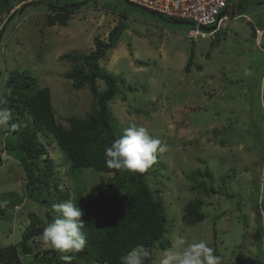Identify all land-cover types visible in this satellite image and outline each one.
I'll return each mask as SVG.
<instances>
[{
    "label": "rangeland",
    "instance_id": "1",
    "mask_svg": "<svg viewBox=\"0 0 264 264\" xmlns=\"http://www.w3.org/2000/svg\"><path fill=\"white\" fill-rule=\"evenodd\" d=\"M29 1L0 0V90L11 73L27 70L38 89L49 88L56 120L66 125L68 117L89 113L96 99L88 85L75 89L66 77L88 67L63 55L88 54L114 41L98 65L120 91L107 102L116 138L136 123L168 145L145 174L168 226L167 246L156 242L148 264H158L178 236L206 241L222 264H261L260 244L264 264V0H229L219 13L229 14L221 28L197 38L187 36L195 24L175 23L184 20L151 14L127 0H71L80 4L67 26L45 21L53 13L47 1L58 6L67 0L23 5ZM96 85L99 91L106 87L99 78ZM1 133L0 208L7 219L0 220V247L18 244L34 224V233L40 232L26 240L31 252L19 253L21 263L54 264L48 262L52 249L39 239L58 215L52 206L71 200L79 208V196L106 189L114 174L72 169L54 138L37 134L45 152L35 169L48 170L49 183L32 192L37 198L29 197L26 170L12 148L18 137ZM41 198L45 205L35 200ZM197 200L205 218L189 224L182 220L184 205ZM84 232L88 239L86 227Z\"/></svg>",
    "mask_w": 264,
    "mask_h": 264
},
{
    "label": "trees",
    "instance_id": "2",
    "mask_svg": "<svg viewBox=\"0 0 264 264\" xmlns=\"http://www.w3.org/2000/svg\"><path fill=\"white\" fill-rule=\"evenodd\" d=\"M41 2L42 0H33L23 5L32 6ZM71 2L67 0L63 5L54 6L52 1H47V5H50L53 11L46 17L47 25L67 26L80 4ZM10 20L11 15L7 17L6 24ZM112 37L113 34L109 41ZM113 42L88 54L63 55L69 61L81 60L82 64L88 67L85 70L84 66H79L66 73V77L72 80V86L75 89L88 85L96 99L94 108L89 113L84 117H68L66 125L56 120L49 88L38 89L35 85L36 78L32 77L27 70H22L19 74L11 73L1 89L5 92L10 89L11 92L6 96L7 103L0 107L11 111L12 122L26 125L19 131H12L18 137L17 143L12 148L19 152L20 161L26 170L25 187L29 197L37 198L32 195V192L39 190L42 182L46 185L49 183L50 172L48 170L45 172L43 169L37 172L35 169L40 163L41 155L45 152V148L37 140L38 133L45 136L51 135L54 138L55 144L64 151L70 161L72 169L91 168L95 172L114 174L113 181L107 185L106 189L93 188L86 195L78 197L77 204L83 212L84 224L89 232L87 245L83 251L75 254H62L52 250V257L48 259V262L53 261L54 264H121V258L134 248L143 247L152 254L156 242L163 249L167 246L164 235L168 226L162 201L152 194L145 174L118 172L106 166L105 149L117 139L111 124V113L107 102L120 91L116 81L99 67L98 59L104 56L105 50L110 48ZM192 62L191 55L185 66L186 70H189ZM196 67L199 68V66ZM97 78L106 83L102 91L97 89ZM5 130L11 131V129ZM4 131L0 129V135H3L1 132ZM260 138L258 142L261 146ZM5 149L11 150L10 147ZM261 151H264V146L261 147ZM204 174L208 178L211 177L208 171ZM123 189L125 193L121 194ZM205 192L208 193V188ZM35 200L41 205L47 202L46 198ZM199 208L198 200L186 203L182 220L189 224L204 220L205 214ZM6 215L5 209L0 208V220L7 219ZM32 229L34 230V224H30L18 244L0 247V264H22L19 253L31 252L26 240L33 235ZM37 232H40V229H36L34 234ZM258 248L257 254L260 263L263 264L260 244ZM62 256H68L70 259H62ZM151 259L146 261V264Z\"/></svg>",
    "mask_w": 264,
    "mask_h": 264
},
{
    "label": "clouds",
    "instance_id": "3",
    "mask_svg": "<svg viewBox=\"0 0 264 264\" xmlns=\"http://www.w3.org/2000/svg\"><path fill=\"white\" fill-rule=\"evenodd\" d=\"M221 26L215 27L214 31H218ZM10 92V89L7 92L0 90V105L7 103L6 96ZM260 103L264 107V96L261 97ZM23 126L26 125L12 122V113L9 109L0 107V129H11L15 132ZM168 151V145L154 138L147 127L131 123L124 129L122 136L110 147H106L105 162L109 169L143 175L158 162V157H162ZM52 207L58 215L43 229L39 239L46 247L62 254L83 251L87 245V237L81 209L71 200L54 204ZM215 251L204 240L189 243L184 237L178 236L173 240L171 247L161 252L158 264H222V258L217 256ZM61 258L70 259L68 256ZM151 258L152 254L147 249L137 247L121 258V264H146Z\"/></svg>",
    "mask_w": 264,
    "mask_h": 264
},
{
    "label": "built area",
    "instance_id": "4",
    "mask_svg": "<svg viewBox=\"0 0 264 264\" xmlns=\"http://www.w3.org/2000/svg\"><path fill=\"white\" fill-rule=\"evenodd\" d=\"M143 7H150L154 11L165 17L184 18L194 23L193 30H189L187 36L197 38L201 33L198 25H215L219 28L224 24L220 18V11L226 5L225 0H129ZM228 1V0H226ZM147 9V10H148ZM215 32V31H214ZM213 32V33H214ZM210 34V35H213ZM208 35V36H210Z\"/></svg>",
    "mask_w": 264,
    "mask_h": 264
},
{
    "label": "bare ground",
    "instance_id": "5",
    "mask_svg": "<svg viewBox=\"0 0 264 264\" xmlns=\"http://www.w3.org/2000/svg\"><path fill=\"white\" fill-rule=\"evenodd\" d=\"M128 2H130V3H133V4H135V5H138V4H136V3H134V2H132V1H129V0H127ZM229 1V0H228ZM228 1H226L225 0V3H227ZM138 6H140V7H142V8H144V9H148V8H150V7H148V8H146V7H143V6H141V5H138ZM225 7V6H224ZM224 7L221 9V11L224 9ZM148 10H151V9H148ZM153 11V10H152ZM156 13V12H155ZM157 14V13H156ZM159 15V14H158ZM169 18H171V19H182V20H185V21H188V20H186V19H184V18H178V17H169ZM228 17H227V15H225V16H223L222 17V20H224V23H225V21H226V19H227ZM189 22H191V21H189ZM192 23V22H191ZM194 24V23H193ZM200 26H204V24H200V25H198V30H199V32L201 33L200 35L201 36H205V35H207V34H212L213 33V31H209V33H206V32H203L202 30H201V28H200ZM196 27H194V28H192V29H190V30H193V29H195ZM189 37V36H188ZM190 38V37H189Z\"/></svg>",
    "mask_w": 264,
    "mask_h": 264
},
{
    "label": "water",
    "instance_id": "6",
    "mask_svg": "<svg viewBox=\"0 0 264 264\" xmlns=\"http://www.w3.org/2000/svg\"><path fill=\"white\" fill-rule=\"evenodd\" d=\"M151 14H156L154 11H149ZM173 22H175V23H179V24H190V25H194L193 23H191V22H189V21H178V20H175V21H173ZM200 28H202V29H205V30H210V29H212V28H214L215 29V26H211V27H201L200 26Z\"/></svg>",
    "mask_w": 264,
    "mask_h": 264
}]
</instances>
